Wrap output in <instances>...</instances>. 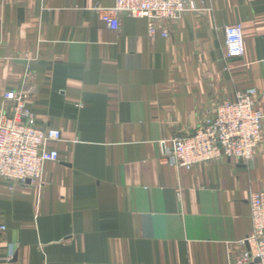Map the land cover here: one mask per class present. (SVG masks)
Returning <instances> with one entry per match:
<instances>
[{
  "label": "crops",
  "instance_id": "0c3cea01",
  "mask_svg": "<svg viewBox=\"0 0 264 264\" xmlns=\"http://www.w3.org/2000/svg\"><path fill=\"white\" fill-rule=\"evenodd\" d=\"M113 4L0 0V105L26 89L35 125L61 133L41 184L0 181V264H233L264 188V0H196L167 37L146 18L109 29L98 8ZM247 89L263 114L250 164L161 159Z\"/></svg>",
  "mask_w": 264,
  "mask_h": 264
},
{
  "label": "built area",
  "instance_id": "2783aa9c",
  "mask_svg": "<svg viewBox=\"0 0 264 264\" xmlns=\"http://www.w3.org/2000/svg\"><path fill=\"white\" fill-rule=\"evenodd\" d=\"M101 7L99 17L111 30H117L121 16L146 18L150 35L167 37L166 23L194 10L196 0H113ZM227 58L243 54V36L239 24L224 28ZM255 89L236 91L232 100L216 109L213 120L187 135L173 138L172 146L161 159L168 165L191 169L194 165L218 161L224 157L250 164L260 142L263 114L256 107ZM27 90L4 93L0 105V181L12 190L27 180L41 184L45 162L59 155L51 144L61 138L59 129L39 128L26 102ZM10 102V106H9ZM251 229L243 240L247 248L239 251L233 264H264V188L248 197ZM5 226L0 225V230Z\"/></svg>",
  "mask_w": 264,
  "mask_h": 264
},
{
  "label": "water",
  "instance_id": "95a60500",
  "mask_svg": "<svg viewBox=\"0 0 264 264\" xmlns=\"http://www.w3.org/2000/svg\"><path fill=\"white\" fill-rule=\"evenodd\" d=\"M27 182H30L29 180H27Z\"/></svg>",
  "mask_w": 264,
  "mask_h": 264
}]
</instances>
